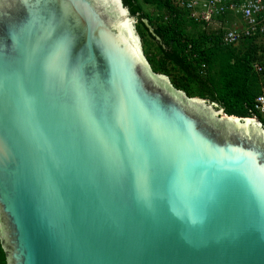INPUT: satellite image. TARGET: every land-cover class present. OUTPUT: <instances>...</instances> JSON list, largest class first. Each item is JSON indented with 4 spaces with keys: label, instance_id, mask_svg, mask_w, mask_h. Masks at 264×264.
<instances>
[{
    "label": "water",
    "instance_id": "95a60500",
    "mask_svg": "<svg viewBox=\"0 0 264 264\" xmlns=\"http://www.w3.org/2000/svg\"><path fill=\"white\" fill-rule=\"evenodd\" d=\"M133 21L0 0L6 264H264V128L154 74Z\"/></svg>",
    "mask_w": 264,
    "mask_h": 264
},
{
    "label": "trees",
    "instance_id": "16d2710c",
    "mask_svg": "<svg viewBox=\"0 0 264 264\" xmlns=\"http://www.w3.org/2000/svg\"><path fill=\"white\" fill-rule=\"evenodd\" d=\"M135 21L143 54L156 75L188 98L216 104L228 117L251 119L264 89V38L223 47L220 33L203 31L169 0H121ZM152 8L154 13L144 10ZM262 67L261 73L253 65ZM259 119L264 128V120ZM0 264H6L0 246Z\"/></svg>",
    "mask_w": 264,
    "mask_h": 264
},
{
    "label": "built area",
    "instance_id": "2783aa9c",
    "mask_svg": "<svg viewBox=\"0 0 264 264\" xmlns=\"http://www.w3.org/2000/svg\"><path fill=\"white\" fill-rule=\"evenodd\" d=\"M203 31L220 33L223 47H236L253 38H264V0H169ZM256 73L262 67L253 65ZM251 119L264 120V89L249 111Z\"/></svg>",
    "mask_w": 264,
    "mask_h": 264
},
{
    "label": "rangeland",
    "instance_id": "374dc122",
    "mask_svg": "<svg viewBox=\"0 0 264 264\" xmlns=\"http://www.w3.org/2000/svg\"><path fill=\"white\" fill-rule=\"evenodd\" d=\"M144 10L146 11V12H149V13H154V11H153V9L152 8H149V7H145L144 8ZM133 23H134V27H135V21H133ZM142 47V46H141ZM143 51V50H142Z\"/></svg>",
    "mask_w": 264,
    "mask_h": 264
},
{
    "label": "bare ground",
    "instance_id": "6f19581e",
    "mask_svg": "<svg viewBox=\"0 0 264 264\" xmlns=\"http://www.w3.org/2000/svg\"><path fill=\"white\" fill-rule=\"evenodd\" d=\"M124 13V12H123ZM249 121H255V122H257L256 120H249Z\"/></svg>",
    "mask_w": 264,
    "mask_h": 264
}]
</instances>
